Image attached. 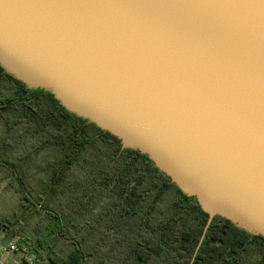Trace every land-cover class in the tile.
I'll list each match as a JSON object with an SVG mask.
<instances>
[{
  "label": "water",
  "instance_id": "1",
  "mask_svg": "<svg viewBox=\"0 0 264 264\" xmlns=\"http://www.w3.org/2000/svg\"><path fill=\"white\" fill-rule=\"evenodd\" d=\"M0 66L264 237V0H0Z\"/></svg>",
  "mask_w": 264,
  "mask_h": 264
},
{
  "label": "trees",
  "instance_id": "2",
  "mask_svg": "<svg viewBox=\"0 0 264 264\" xmlns=\"http://www.w3.org/2000/svg\"><path fill=\"white\" fill-rule=\"evenodd\" d=\"M0 122L6 153L27 136L42 138L28 157L0 161L10 180L5 186L18 184L25 214L38 218L25 234V218L5 220L0 228L27 242L32 253L25 256L36 264H264V237L220 216L193 261L209 219L197 199L147 155L124 149L120 139L1 66ZM43 147L57 152L55 170L49 180L40 179L39 197L27 204L33 197L26 172ZM42 167L38 173L48 170Z\"/></svg>",
  "mask_w": 264,
  "mask_h": 264
},
{
  "label": "rangeland",
  "instance_id": "3",
  "mask_svg": "<svg viewBox=\"0 0 264 264\" xmlns=\"http://www.w3.org/2000/svg\"><path fill=\"white\" fill-rule=\"evenodd\" d=\"M2 124L3 123L0 122V161H8L9 156H13L15 159L23 156L28 157V152L32 150L34 146H39L42 141L41 137L27 136L25 142L18 144L17 148L13 152L11 149L10 152L8 151L6 153V150L2 147V142L6 139V133L4 132ZM9 141L12 143L14 139L11 137ZM56 155L57 152L51 148L43 147L41 150L36 151V166L28 167L29 169H27L26 172V179L28 181L27 186L33 197L31 198L29 196V200L25 201L27 204L35 203L36 198L39 197V193L44 187L41 184L40 179L49 180L53 175L56 166ZM41 167H46L48 170L38 173ZM3 171L4 170L0 168V226L8 219L16 221L18 219L25 218L26 222L23 224L22 231V234H25L26 231H29L31 227L36 224L38 218H33V216L25 214L26 211L22 206V194L20 193L18 184L16 186L9 184V187H6L5 185H7V182H10V180L8 178V171L6 173ZM29 216L32 217L31 220L27 219ZM17 228L18 226H14L15 230H17ZM18 249L19 250L15 253H7L3 255V258L7 259V264H26L24 257L26 254L30 255V253H32L31 247L27 244V242L19 241Z\"/></svg>",
  "mask_w": 264,
  "mask_h": 264
},
{
  "label": "built area",
  "instance_id": "4",
  "mask_svg": "<svg viewBox=\"0 0 264 264\" xmlns=\"http://www.w3.org/2000/svg\"><path fill=\"white\" fill-rule=\"evenodd\" d=\"M20 240V236H14L13 238L6 241L4 238L3 229L0 228V264H7L6 260L3 258L4 254L15 253L19 250L18 243ZM24 260L26 264H36L34 259L31 257L25 256Z\"/></svg>",
  "mask_w": 264,
  "mask_h": 264
},
{
  "label": "crops",
  "instance_id": "5",
  "mask_svg": "<svg viewBox=\"0 0 264 264\" xmlns=\"http://www.w3.org/2000/svg\"><path fill=\"white\" fill-rule=\"evenodd\" d=\"M3 233H4V238L6 241H8L9 239L13 238L14 236L11 235V233L9 232V230L6 227H3ZM7 261V259H5Z\"/></svg>",
  "mask_w": 264,
  "mask_h": 264
}]
</instances>
